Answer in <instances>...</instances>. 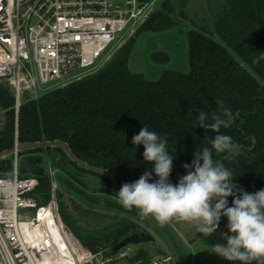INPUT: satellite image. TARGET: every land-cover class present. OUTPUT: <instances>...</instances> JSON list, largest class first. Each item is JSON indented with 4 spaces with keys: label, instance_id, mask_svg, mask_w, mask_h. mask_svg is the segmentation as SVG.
Instances as JSON below:
<instances>
[{
    "label": "trees",
    "instance_id": "1",
    "mask_svg": "<svg viewBox=\"0 0 264 264\" xmlns=\"http://www.w3.org/2000/svg\"><path fill=\"white\" fill-rule=\"evenodd\" d=\"M158 8L163 14L150 30L156 33L181 28L187 43L185 70L166 67L170 56L164 51L150 54L151 61L162 66L157 78L147 79L142 70L133 69L130 57L144 31L140 25L97 71L37 99L24 98L16 132L14 92L0 82V107L6 116L0 131V151L13 147L15 140H60L83 162L111 172L121 187L152 169L143 159V145L132 143L140 128L147 126L167 138L168 150L174 156L170 181L175 184L186 174L183 165L191 164L196 149L211 148L210 140L217 134L193 127L196 116L200 111L216 112V101L222 100L234 120L231 127H221L219 134L231 136L242 151L231 160L213 151V159L230 169L232 182L247 192L264 189V0H189L186 19L179 16L178 0H162ZM46 151L50 160V151L57 152L59 160L84 170L61 149ZM55 165L60 167L59 162ZM105 179L118 196L110 179ZM34 196L39 203L48 200L46 176L39 177ZM228 202L231 206L232 197ZM105 211L120 217L104 223ZM59 213L72 234L91 250L107 247L112 253L114 244L145 230L140 216L85 201L68 203L64 208L59 204ZM89 220L95 222L92 227L80 226L79 222ZM226 224L227 218L222 217L220 226Z\"/></svg>",
    "mask_w": 264,
    "mask_h": 264
},
{
    "label": "built area",
    "instance_id": "2",
    "mask_svg": "<svg viewBox=\"0 0 264 264\" xmlns=\"http://www.w3.org/2000/svg\"><path fill=\"white\" fill-rule=\"evenodd\" d=\"M155 0H0V82L14 92V124L24 98L37 86L91 69L125 28L155 10ZM143 20V21H144ZM9 155L0 174V264H175L171 253L139 254L129 245L117 252L91 250L63 223L56 196V171L41 154L49 198L34 194L39 177L19 173L22 153Z\"/></svg>",
    "mask_w": 264,
    "mask_h": 264
},
{
    "label": "clouds",
    "instance_id": "3",
    "mask_svg": "<svg viewBox=\"0 0 264 264\" xmlns=\"http://www.w3.org/2000/svg\"><path fill=\"white\" fill-rule=\"evenodd\" d=\"M216 103V112L200 111L193 122V127L217 133L210 140L211 148L196 149L191 164L183 165L186 174L175 184L170 181L174 156L168 150L167 138L141 127L132 143L143 145V159L152 169L134 182L122 184L118 198L124 208L138 210L142 218H152L161 225L173 219L188 222L204 237L216 233L221 218L226 217L228 233L222 234L226 243L213 245L214 254L229 264H264V189L238 193L232 171L213 159V151L226 154L228 160L242 151L231 136L219 134L221 127H231L234 116L222 100Z\"/></svg>",
    "mask_w": 264,
    "mask_h": 264
},
{
    "label": "water",
    "instance_id": "4",
    "mask_svg": "<svg viewBox=\"0 0 264 264\" xmlns=\"http://www.w3.org/2000/svg\"><path fill=\"white\" fill-rule=\"evenodd\" d=\"M189 0H178L179 2V15L181 18L186 19L185 8ZM163 14V10L157 8L150 11L145 20L142 22L141 27L143 30H149L156 21ZM154 51H164L169 54L170 62L166 67L183 71L186 69V54H187V43L184 32L181 31V28L175 27L170 30L163 32L151 33L146 36L143 43V57H142V68L143 73L147 79H155L158 77L162 66L155 64L150 59V54ZM6 125V116L4 115L0 107V131ZM47 148H59L65 152V154L72 160L74 163L82 167L86 171H91L95 173L102 174L108 177L111 181L112 188L118 192L120 186L116 180V177L106 169H102L96 166L88 165L79 158H77L72 151L70 150L67 143L54 140V141H41V142H18L16 149L21 153H24L19 160V173L20 174H31L34 176H43L44 168L42 167V155L41 154H30L27 153L30 150L36 149H47ZM14 151V147L0 151V174H8L11 169V160L9 155ZM59 154L57 152H52L51 161L53 164L57 163ZM70 168V166H68ZM56 180L58 184L66 188L67 190L73 192L82 198L85 202L111 210H116L131 216H137L138 210L132 209L128 210L122 206L118 201H115L108 197L98 196L91 194L86 190L75 185L72 181L68 180L65 176L61 174L56 175ZM80 180L90 188H102L104 187L102 181L95 180L89 176L80 177ZM236 191L238 193L247 192L243 187L237 186ZM142 218V217H141ZM143 219L147 220L149 224L154 227L166 240L172 252L179 258L182 264H190L186 250L176 239L172 230L166 225H161L152 218L144 217ZM152 235L146 230H140L137 233H133L116 244L112 246V251L117 252L122 247H125L130 244H140L143 242L150 241Z\"/></svg>",
    "mask_w": 264,
    "mask_h": 264
},
{
    "label": "rangeland",
    "instance_id": "5",
    "mask_svg": "<svg viewBox=\"0 0 264 264\" xmlns=\"http://www.w3.org/2000/svg\"><path fill=\"white\" fill-rule=\"evenodd\" d=\"M162 0H155V9L158 8ZM180 16V15H179ZM181 18V17H180ZM144 19H138L135 20L132 24H130L125 30H123L117 38L107 47V49L101 54L99 59L97 60L96 64L89 69L86 72H83L76 76H69L63 80L57 81V82H51L44 85L37 86V89L40 94H44L50 90L56 89L58 87H61L65 85L66 83L75 80L85 74L92 73L97 71L99 68H101L104 63L108 60V58L117 50V48L122 45L126 40H128L129 37H131L136 29L142 24ZM187 27V26H185ZM151 30H144L138 37L136 45L133 49V52L130 57V66L133 69H140L143 71L142 68V57H143V43L149 34H151ZM39 152L43 155H45V149H37V150H30L27 153H34ZM24 154V153H22ZM43 166H47L46 162L44 161ZM52 168L55 169V171L59 168L57 165L52 164ZM92 191H94L92 189ZM56 196L58 200V205H62V207H66L69 204H77L79 203L77 200H75L72 195L60 184H57V190H56ZM112 196H114L116 199H119L117 195L112 193ZM97 210V209H96ZM97 212H100L97 210ZM103 214V222L104 223H112L117 220L118 217H120L119 214L105 211L102 212ZM144 221V226L148 228L147 232L152 235V239L147 242H143L140 244H130L129 246L133 248L134 250H137V252H143L144 255H153L157 253H171L173 254L172 250L168 248L167 244L164 242V240L161 238L158 231L152 227L147 220ZM93 220L89 221H82L79 222L80 226L82 227H92L94 225ZM167 226H169L173 232L176 234V238L183 244L187 249L192 253V259L194 260L195 264H229V262L223 260L216 254H214L212 246L220 243L225 244L226 240L223 239L222 234H227L228 229L226 226H219L216 233H214L210 237H204L202 234L198 233L195 229V227L188 223L181 220L173 219L172 221L166 223ZM235 264H239V262H235Z\"/></svg>",
    "mask_w": 264,
    "mask_h": 264
},
{
    "label": "flooded vegetation",
    "instance_id": "6",
    "mask_svg": "<svg viewBox=\"0 0 264 264\" xmlns=\"http://www.w3.org/2000/svg\"><path fill=\"white\" fill-rule=\"evenodd\" d=\"M50 153L52 154V151H50ZM57 162H59L60 167L56 170V174H61L63 176H65L68 180L72 181L75 185L79 186L80 188L86 190L87 192L91 193V194H95L98 196H103V197H108L111 198L115 201H119V199H116L114 196H112V191L110 186L107 184V181L105 179L106 176L99 174V173H95V172H91V171H84V170H80L76 167H74L71 163L69 162H64L59 160V157L57 159ZM68 166H70V168H68ZM83 176H89L92 177L95 180H100L102 181L104 187L102 188H90L87 187L81 180L80 177ZM66 189V188H65ZM92 189L94 191H92ZM67 190V189H66ZM70 195H72V197L77 200L78 202L84 201L82 198H80L78 195L74 194L73 192L67 190ZM139 216V215H137ZM141 218V217H140ZM149 223V222H148ZM169 227V226H168ZM170 228V227H169ZM146 231L148 230L147 227L144 228ZM171 229V228H170ZM172 230V229H171ZM173 232V230H172ZM159 233V232H158ZM174 233V232H173ZM160 234V233H159ZM175 237L176 234L174 233ZM161 238L164 240V242L167 244L168 248L169 245L166 242V240L162 237V235L160 234ZM153 238V237H152ZM177 239V238H176ZM178 240V239H177ZM178 242L182 245V247L186 250L190 264H195L194 260L192 259V253L187 249V247H185V245H183L179 240ZM174 256V261L175 264H182L181 261L179 260V258L173 253Z\"/></svg>",
    "mask_w": 264,
    "mask_h": 264
}]
</instances>
